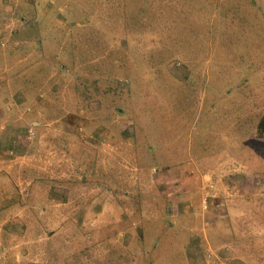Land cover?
<instances>
[{
  "label": "rangeland",
  "instance_id": "rangeland-1",
  "mask_svg": "<svg viewBox=\"0 0 264 264\" xmlns=\"http://www.w3.org/2000/svg\"><path fill=\"white\" fill-rule=\"evenodd\" d=\"M1 12L0 264H264V0Z\"/></svg>",
  "mask_w": 264,
  "mask_h": 264
},
{
  "label": "trees",
  "instance_id": "trees-1",
  "mask_svg": "<svg viewBox=\"0 0 264 264\" xmlns=\"http://www.w3.org/2000/svg\"><path fill=\"white\" fill-rule=\"evenodd\" d=\"M257 132H258L259 135L264 136V114L260 118V121H259V123L257 125ZM60 187L62 188L63 186H60ZM64 195L68 199V194L65 193ZM38 201L39 202L42 201V198L40 200H38ZM85 204H87V203L85 202Z\"/></svg>",
  "mask_w": 264,
  "mask_h": 264
},
{
  "label": "crops",
  "instance_id": "crops-1",
  "mask_svg": "<svg viewBox=\"0 0 264 264\" xmlns=\"http://www.w3.org/2000/svg\"><path fill=\"white\" fill-rule=\"evenodd\" d=\"M4 11H5V8H4ZM5 17H6V15L4 14V12H1L0 22H2V24H5L4 21H3V18H5ZM57 190H58V189H57ZM59 190H61V189L59 188ZM54 192H56V191H55V188L53 189L52 193H54ZM46 197H47V200L45 199L46 202L52 205V203H50L51 200H49V199H50V198H49L50 196H47V195H46ZM42 199H44V197H42ZM60 200H61V199H60ZM62 200H63V199H62ZM52 201L54 202L53 199H52ZM59 202H60V201H59Z\"/></svg>",
  "mask_w": 264,
  "mask_h": 264
},
{
  "label": "built area",
  "instance_id": "built-area-1",
  "mask_svg": "<svg viewBox=\"0 0 264 264\" xmlns=\"http://www.w3.org/2000/svg\"><path fill=\"white\" fill-rule=\"evenodd\" d=\"M36 125H37V124H36ZM34 133H35V132H34V126H33V127L31 126V127L29 128V135L32 136Z\"/></svg>",
  "mask_w": 264,
  "mask_h": 264
}]
</instances>
